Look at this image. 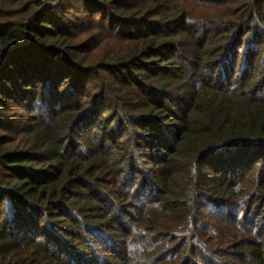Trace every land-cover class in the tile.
<instances>
[{"label": "trees", "instance_id": "1", "mask_svg": "<svg viewBox=\"0 0 264 264\" xmlns=\"http://www.w3.org/2000/svg\"><path fill=\"white\" fill-rule=\"evenodd\" d=\"M0 0V264H264V0Z\"/></svg>", "mask_w": 264, "mask_h": 264}, {"label": "built area", "instance_id": "2", "mask_svg": "<svg viewBox=\"0 0 264 264\" xmlns=\"http://www.w3.org/2000/svg\"><path fill=\"white\" fill-rule=\"evenodd\" d=\"M54 2H55V0H50L49 4H52V3L55 4Z\"/></svg>", "mask_w": 264, "mask_h": 264}, {"label": "rangeland", "instance_id": "3", "mask_svg": "<svg viewBox=\"0 0 264 264\" xmlns=\"http://www.w3.org/2000/svg\"><path fill=\"white\" fill-rule=\"evenodd\" d=\"M55 4L51 5V7H54L56 5V2H54Z\"/></svg>", "mask_w": 264, "mask_h": 264}]
</instances>
